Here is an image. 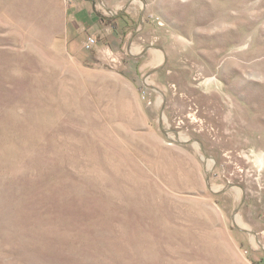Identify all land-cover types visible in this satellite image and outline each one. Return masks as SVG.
Wrapping results in <instances>:
<instances>
[{
	"label": "rangeland",
	"instance_id": "obj_1",
	"mask_svg": "<svg viewBox=\"0 0 264 264\" xmlns=\"http://www.w3.org/2000/svg\"><path fill=\"white\" fill-rule=\"evenodd\" d=\"M0 264H264V0H0Z\"/></svg>",
	"mask_w": 264,
	"mask_h": 264
},
{
	"label": "crops",
	"instance_id": "obj_2",
	"mask_svg": "<svg viewBox=\"0 0 264 264\" xmlns=\"http://www.w3.org/2000/svg\"><path fill=\"white\" fill-rule=\"evenodd\" d=\"M93 18L94 17L90 16L89 21H91V19H93ZM120 19H122V18H120ZM92 21H94V20H92ZM108 22H110V18H108V17H105V16L103 18H97L96 17V22L91 27V32H95V34H97L99 36L100 41L111 33L109 27L105 26V25H107ZM115 35H117V34L115 33ZM89 36H90V34H88L86 36L85 40H83V42H81L80 35H78V34L74 35V38H72L70 43H69L70 49L78 53L82 49H84L85 51H88V50L94 49L95 47H99L100 41L98 42L97 45H95L91 49L84 47V44H85V42ZM79 55H81V54H79Z\"/></svg>",
	"mask_w": 264,
	"mask_h": 264
},
{
	"label": "built area",
	"instance_id": "obj_3",
	"mask_svg": "<svg viewBox=\"0 0 264 264\" xmlns=\"http://www.w3.org/2000/svg\"><path fill=\"white\" fill-rule=\"evenodd\" d=\"M99 42V39L96 35H90L88 37V39L86 40L84 46L85 48L91 49L93 48L95 45H97Z\"/></svg>",
	"mask_w": 264,
	"mask_h": 264
}]
</instances>
